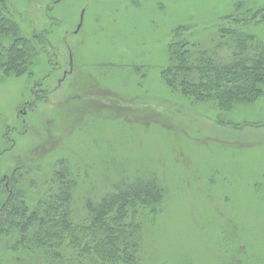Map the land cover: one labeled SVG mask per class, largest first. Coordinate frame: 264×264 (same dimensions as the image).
Listing matches in <instances>:
<instances>
[{
	"label": "rangeland",
	"instance_id": "rangeland-1",
	"mask_svg": "<svg viewBox=\"0 0 264 264\" xmlns=\"http://www.w3.org/2000/svg\"><path fill=\"white\" fill-rule=\"evenodd\" d=\"M236 2L0 0L35 46L26 70L0 63L3 178L29 167L26 189L42 191L65 160L79 220L87 198L153 175L165 200L140 227L149 264H264V98L223 114L162 74L176 33L208 48ZM248 30L264 43V21Z\"/></svg>",
	"mask_w": 264,
	"mask_h": 264
},
{
	"label": "trees",
	"instance_id": "trees-1",
	"mask_svg": "<svg viewBox=\"0 0 264 264\" xmlns=\"http://www.w3.org/2000/svg\"><path fill=\"white\" fill-rule=\"evenodd\" d=\"M235 8L208 48L176 33L171 61L162 70L171 87L193 102L215 103L223 114L264 98V43L248 30L264 21V6L248 8L237 0ZM9 26L14 27L7 46ZM33 41L0 13V63L26 70ZM223 44L231 45L228 59L218 56ZM29 170L16 168L4 178L0 172V248L5 250H0V264H149L140 227L163 208L164 189L156 177L139 175L99 200L87 198L78 220L73 211L77 181L68 163L57 160L47 188L32 193L24 183Z\"/></svg>",
	"mask_w": 264,
	"mask_h": 264
}]
</instances>
